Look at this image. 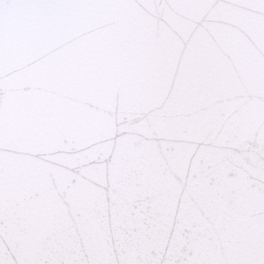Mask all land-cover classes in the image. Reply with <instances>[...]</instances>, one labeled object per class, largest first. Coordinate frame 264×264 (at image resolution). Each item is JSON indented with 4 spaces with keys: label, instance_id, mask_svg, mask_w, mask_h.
I'll use <instances>...</instances> for the list:
<instances>
[{
    "label": "snow or ice",
    "instance_id": "6c2138e0",
    "mask_svg": "<svg viewBox=\"0 0 264 264\" xmlns=\"http://www.w3.org/2000/svg\"><path fill=\"white\" fill-rule=\"evenodd\" d=\"M0 264H264V0H0Z\"/></svg>",
    "mask_w": 264,
    "mask_h": 264
}]
</instances>
